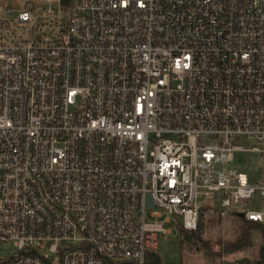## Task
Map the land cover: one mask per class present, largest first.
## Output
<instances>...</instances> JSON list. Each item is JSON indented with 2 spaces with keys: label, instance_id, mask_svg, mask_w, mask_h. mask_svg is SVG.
Returning <instances> with one entry per match:
<instances>
[{
  "label": "built area",
  "instance_id": "1",
  "mask_svg": "<svg viewBox=\"0 0 264 264\" xmlns=\"http://www.w3.org/2000/svg\"><path fill=\"white\" fill-rule=\"evenodd\" d=\"M64 6L0 19V264H151L203 208L264 225V0Z\"/></svg>",
  "mask_w": 264,
  "mask_h": 264
},
{
  "label": "rangeland",
  "instance_id": "2",
  "mask_svg": "<svg viewBox=\"0 0 264 264\" xmlns=\"http://www.w3.org/2000/svg\"><path fill=\"white\" fill-rule=\"evenodd\" d=\"M64 2L60 0H0V19H8L16 21L20 12L29 10L34 7L33 19L60 18L62 22H66L69 18L68 11L64 6ZM262 158L254 152H237L234 155V161L228 167L231 169L246 172L255 170L261 174ZM259 209V207H252ZM167 214L163 215L166 218ZM181 218L170 216L167 226L170 232L161 234L157 242V253L164 264H209L208 258L202 250H197V246L193 247L194 239L190 238L183 232L178 224ZM232 216H217L215 212L210 210L204 220L200 233V241L211 240L215 250L219 249L220 243H226L236 238L235 230L237 224ZM194 233V232H193ZM196 233V234H197ZM264 238L256 237L255 245L241 252H234L226 255L224 258L228 260H236L241 258L254 259L259 257L260 247L264 244Z\"/></svg>",
  "mask_w": 264,
  "mask_h": 264
},
{
  "label": "trees",
  "instance_id": "3",
  "mask_svg": "<svg viewBox=\"0 0 264 264\" xmlns=\"http://www.w3.org/2000/svg\"><path fill=\"white\" fill-rule=\"evenodd\" d=\"M64 3H67L68 0H62ZM210 209L203 208L200 211L198 228L194 231L183 230L186 235L194 239L193 247H196L197 250H202L205 256L209 260V264H264V244L260 247L259 257L254 259H249L247 257L228 260L224 257L228 254L234 252H241L248 248H251L255 245V238L261 237L264 238V225L255 222L253 220H248L242 212H230L228 215L232 216L233 219L238 222L237 228L235 230L236 238L232 241L226 243H220L219 249L215 250L211 240H206L204 242L200 241V233H197L199 228H202L205 217ZM217 214V216H222L218 211L212 210ZM194 232V233H193ZM197 233V234H196ZM199 234V235H198ZM264 243V240H263ZM151 264H164L158 254H154L153 261Z\"/></svg>",
  "mask_w": 264,
  "mask_h": 264
}]
</instances>
